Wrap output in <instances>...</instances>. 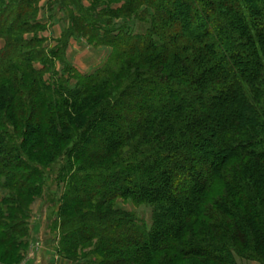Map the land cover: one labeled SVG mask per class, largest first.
I'll return each instance as SVG.
<instances>
[{"label": "trees", "instance_id": "1", "mask_svg": "<svg viewBox=\"0 0 264 264\" xmlns=\"http://www.w3.org/2000/svg\"><path fill=\"white\" fill-rule=\"evenodd\" d=\"M42 1L0 0L2 259L44 198L68 264H264V0H55L54 47Z\"/></svg>", "mask_w": 264, "mask_h": 264}, {"label": "rangeland", "instance_id": "2", "mask_svg": "<svg viewBox=\"0 0 264 264\" xmlns=\"http://www.w3.org/2000/svg\"><path fill=\"white\" fill-rule=\"evenodd\" d=\"M82 1L85 5L88 4L85 0ZM55 13L59 18H62L64 22L61 24L50 23L48 25L47 32L43 34L47 39L45 45L47 47L55 46L56 40L60 38L59 35H61L67 24L65 22V17L58 9H55ZM71 41V46L67 50L65 59L81 74L87 75L92 73L100 68L107 60L109 55V50L107 48L100 47L94 49L88 46L85 40L79 38ZM2 46L3 41L0 40V48ZM246 61L249 65L253 60L249 56ZM217 120L220 121L219 118H217ZM49 189L51 194L55 192V186L52 187L49 184ZM118 207L125 211L134 212L139 219H143L146 222L150 221V210L147 208H136L131 204H124L122 202H118ZM51 212L50 205L44 198H37L34 200L30 206L28 219L26 220L29 235L25 242H27L28 245L25 246L24 249H21L19 258L15 259V257H13V262L10 263H8L5 258L2 259L1 256L3 252H6V254H8V252L4 249H0V264H68L67 261L62 260L57 255L59 236L56 235L53 239V235L49 232L50 220L55 217L54 215L52 217L50 216ZM237 264L257 263L237 259Z\"/></svg>", "mask_w": 264, "mask_h": 264}, {"label": "crops", "instance_id": "3", "mask_svg": "<svg viewBox=\"0 0 264 264\" xmlns=\"http://www.w3.org/2000/svg\"><path fill=\"white\" fill-rule=\"evenodd\" d=\"M55 0H44L41 5V11H40V19L43 24L49 25L50 23H63L64 20L62 18H59L57 14L55 13V10L52 12L47 9L49 5L54 2ZM52 21V22H51ZM62 32V30H61ZM58 34V33H57ZM60 36V35H59ZM82 40V39H81ZM72 42V41H71ZM71 42L69 47L71 46ZM3 47V46H2ZM1 47V48H2Z\"/></svg>", "mask_w": 264, "mask_h": 264}]
</instances>
